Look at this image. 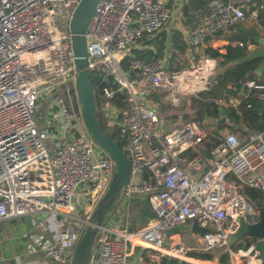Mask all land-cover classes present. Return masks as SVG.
Here are the masks:
<instances>
[{
  "label": "built area",
  "instance_id": "1",
  "mask_svg": "<svg viewBox=\"0 0 264 264\" xmlns=\"http://www.w3.org/2000/svg\"><path fill=\"white\" fill-rule=\"evenodd\" d=\"M80 1L0 0V222L29 216L37 231L32 239L56 264L73 263L117 167L90 135L78 100L70 21ZM187 2L100 0L91 21V77L99 84L108 126L124 140L131 172L113 219L124 215L125 225L105 219L90 264H130L136 248L139 264H161L168 256L193 261L187 243L167 237L172 229L187 223L192 227L195 221L206 232L198 233L193 249H228L230 260L221 264H264L256 243L238 251L230 248L239 227L261 217L240 189L249 186L264 194V130L243 137L228 132L208 158L194 155L191 150L207 137L205 127L187 121L168 129L148 97L161 93L178 104L182 95L207 88L216 63L193 58L188 69L175 70L166 58L147 62L133 54L148 49L145 42L164 31ZM200 13L202 22L187 34L191 47L202 44L206 34L248 19L235 1L211 0ZM217 102L237 107L241 99L229 96ZM136 198L148 201L155 218L131 230Z\"/></svg>",
  "mask_w": 264,
  "mask_h": 264
},
{
  "label": "trees",
  "instance_id": "2",
  "mask_svg": "<svg viewBox=\"0 0 264 264\" xmlns=\"http://www.w3.org/2000/svg\"><path fill=\"white\" fill-rule=\"evenodd\" d=\"M211 0H188V2L182 8V21L185 28L190 31L198 24L197 11L203 8ZM234 26L227 29L234 30ZM226 29H221L213 33L206 34L204 38V44H200L198 47L200 51H197L195 47L193 49L196 60L201 57L212 58L217 61V70L211 81L209 88L199 91L196 94H189L183 96L182 101L189 107L187 113H180L178 111H170L171 106L162 104V113L166 117H170L174 122H181L183 125L185 122L198 121L202 124L207 131V137L203 142L195 146L191 151L195 154H199L205 158L209 157V150L215 148L220 143L224 142L225 136L222 134L224 129H231L230 131L240 132L242 135L248 134L250 131L261 132L264 130V107L261 102H264L258 94L264 93V89H257L253 87L251 90L248 86L244 85V82L251 81L257 85L264 84V78H258L255 75L256 69L261 68L264 65V55L254 52L261 49V44H255L256 50H251L247 44L239 45H227L225 46L226 52H221L220 48H214L209 43L214 38L220 37L225 34ZM151 47L150 50L138 51L134 50L137 58L144 59L147 62L152 61L155 58L162 57L166 52V49H170V69L182 70L188 67L190 64L186 58H182L188 51L189 45L184 33L180 29H175L172 33H168L166 30L160 32L147 42ZM178 58H181L178 60ZM237 65L241 71V84L240 90L233 87H226L224 81V71ZM94 84L96 98H97V110L98 119L102 130L112 140H114L120 148L123 149L124 140L122 139L117 129L110 128L104 113L101 111L100 102L98 97L99 84L92 78ZM242 92V93H241ZM229 96H234L241 99V103L237 107H226L227 121L224 124L214 123V120L221 118L222 106L218 104V99ZM240 192L246 197V199L256 208H264V194L260 189L243 186ZM248 244L251 245L249 242ZM188 256L191 258H199L203 260H214V256L208 252L193 250L188 252ZM230 259L229 254L223 255L219 261L226 263ZM200 264H207L206 262H198ZM162 264H179V259L176 257H164ZM183 264H193L191 262L184 261Z\"/></svg>",
  "mask_w": 264,
  "mask_h": 264
},
{
  "label": "water",
  "instance_id": "3",
  "mask_svg": "<svg viewBox=\"0 0 264 264\" xmlns=\"http://www.w3.org/2000/svg\"><path fill=\"white\" fill-rule=\"evenodd\" d=\"M99 2L100 0H81L76 6L70 21L74 62L78 69L76 87L82 116L90 135L94 141L111 156L116 162L117 167L107 194L98 204L92 215L94 225H90L86 228L82 239L76 247L72 264H90L97 232L103 225L113 204L121 197L122 188L127 183L131 172V161L124 150L104 133L98 119L97 98L89 68L90 52L88 49L87 35ZM230 38L232 41L237 42L249 43L250 41V36L242 32H235ZM252 39L256 43L261 42L264 44L263 36L257 35ZM210 85L209 82L207 88H209ZM261 105L264 107V102H261ZM226 121V109L222 108L221 118L213 122L224 124ZM145 203L148 204V201L145 200ZM260 212L261 217L257 223H244L239 227L237 232L231 236L230 248H234L239 242L247 238L254 239L257 242V248L263 253L262 262H264V208L260 209ZM192 230L201 234L206 232V229L200 227L196 221L192 225ZM184 261L186 260L179 259V264H183Z\"/></svg>",
  "mask_w": 264,
  "mask_h": 264
},
{
  "label": "crops",
  "instance_id": "4",
  "mask_svg": "<svg viewBox=\"0 0 264 264\" xmlns=\"http://www.w3.org/2000/svg\"><path fill=\"white\" fill-rule=\"evenodd\" d=\"M223 1L226 3L235 1L238 5H240L242 7L243 11L248 16V19L243 23L236 24L235 27L233 28L234 29L233 31L230 29L231 27L229 29H226L224 35L217 37V38H214L213 40L210 41L209 44L214 48H220V51L224 53V52H226L225 46L235 45V44L240 45L241 42L232 41L230 37L235 32H242V33H246L250 36L249 43L242 42V45L247 44L251 50L255 51L256 50L255 44H261V49H259V51H255L254 55H252V56H255L257 54H263L264 55V44L261 42L256 43L252 39L253 37H255L257 35L264 37V0H223ZM201 9L202 8H200L197 11V15H198V19H199L198 24H200L202 22V18H201L202 16L200 15ZM181 11H180V13H177V15L179 17L181 16L180 21L178 22V25H177V29H180L184 33L185 38L187 39V34L189 31L185 28V26L183 24ZM165 30L168 33H172L175 29H170L167 27ZM252 42H255V44ZM195 47H197L196 48L197 51H200L198 46H192L191 47L189 45L187 53L182 57V58H186V60H188L189 64L191 63L190 61L193 58L195 59L194 52H193V49ZM169 51H170V49L168 47L166 49V52L162 56V58H166L168 64L170 63V58H171V54ZM201 58H207V57H201ZM179 59L181 61V58H178V60ZM210 59L216 63V70H217V61L215 59H212V58H210ZM254 73L258 78H261V79L264 78V65L261 68L256 69V71ZM241 76L242 75H241V71L239 70V66L234 65V66L227 68L224 71V81H225L226 87H228V88L233 87V90L239 88L238 90H240L242 88V84L240 81ZM247 82H249V81H247ZM245 83L246 82H244V85H245ZM245 86H247V85H245ZM262 86H264V84ZM249 88L251 90L253 87H249ZM262 89H264V87ZM258 96L264 100V93L263 92H260L258 94ZM155 103L158 107L159 104L157 102H155ZM103 115L106 117L107 122H109L107 115L106 114H103ZM108 125H109V123H108ZM131 217L133 218V222H132ZM154 218H155V213H154L153 209L150 207L149 204L145 203V200L143 198H136L133 201L132 206H131L130 221H129L131 223V225L129 227L131 230H135L137 228H140V227L146 225L147 222L151 221ZM18 219L25 220L26 222L29 223V229L30 230H28L27 233H25L26 232L25 231L23 233V235H21V240L23 241L24 246L21 249L11 250L10 251L11 253L10 252L6 253L4 251H1L0 252V264H56L55 261H53L51 258H49V256L42 249V247L39 244L35 243L34 240L32 239V235H35L37 233V231H35L32 228V222H31L32 219L29 216H23L20 218H15L12 220H6V221H2V222L14 221V220H18ZM125 220H126V217L123 215L122 217L114 220L113 223L116 226L122 227L125 225ZM191 231H193L192 227H191ZM198 233L199 232H194V234H192L189 238H184L183 236L177 234L176 229H172L168 233L167 238L169 240L170 237H173L175 239V241L182 239V241L184 243H187V245H188L189 241L195 242V244H196L198 242V238L200 235ZM11 238H13V237L11 236ZM250 243H251V245L255 244V243L257 245V242L254 239H250ZM139 253H140V248H136L133 255L130 257V264H139V259H138Z\"/></svg>",
  "mask_w": 264,
  "mask_h": 264
},
{
  "label": "rangeland",
  "instance_id": "5",
  "mask_svg": "<svg viewBox=\"0 0 264 264\" xmlns=\"http://www.w3.org/2000/svg\"><path fill=\"white\" fill-rule=\"evenodd\" d=\"M181 17V16H180ZM180 17L177 15V14H175L174 15V17H172V19L168 22V24H167V27L168 28H170V29H176L177 28V25H178V22L180 21ZM166 27V28H167ZM148 41H150V40H148ZM147 41V42H148ZM147 42H145V45L147 46V47H149L148 49H142V50H140V49H135V50H138V51H144V50H150L151 49V47L152 46H150ZM133 54L135 55V52H134V50H133ZM130 59L131 58H128V60H126V61H124L123 62V65H124V67L125 68H127V66H128V64H129V62H130ZM189 67H186L185 69H188ZM199 91H202L201 90V88H199L198 90H197V92H199ZM196 92V93H197ZM196 93H194V94H196ZM182 98H183V95L181 96V100H179V102H178V104H175V103H173L172 101H170V100H167L166 98H165V94H161V93H154V94H151V95H149V97H148V99L149 100H152V101H154V102H157L159 105H158V111H159V117H160V119H161V121L164 123V122H166L167 124H168V129H172V128H174V127H176V126H181V122H179L178 121V123L177 122H174V121H172V119L170 118V117H166V116H164V114L162 113V104H165V105H169V106H171L170 108H169V110L170 111H178L179 109H181V108H183L184 110H179L178 112H180V113H187L188 111H189V107L186 105V104H184L183 103V101H182ZM178 109V110H175V109ZM206 129V128H205ZM231 129H224L223 131H222V134L224 135V136H226V134L228 133V132H232V131H230ZM168 131V130H167ZM235 132V131H234ZM236 133L239 135V136H244V135H242L240 132H237L236 131ZM196 148V147H195ZM122 197H120L118 200H116V202L113 204V206H112V208L110 209V211L108 212V214H107V216H106V220L110 223V224H112L113 222H114V217H115V213L117 212V210L119 209V207L121 206V202H122ZM82 214H83V216H84V212H82ZM82 216V215H81ZM132 218V217H131ZM153 220V219H152ZM151 220V221H152ZM132 222H133V218H132ZM150 222V221H149ZM149 222H147V223H149ZM147 225V224H146ZM77 228L79 229L80 227L79 226H77ZM176 229V232H177V234H179V235H181V236H183L184 238H189L192 234H194V232L193 231H191V225H190V223H187V224H184V225H181V226H179V227H177V228H175ZM28 230H30L29 229V223L28 222H26L25 220H20V219H18V220H14V221H8V222H0V252L1 251H4V252H6V253H9L11 250H13V249H21V248H23V241L21 240V235H23V233L25 232V233H27V231ZM33 230V229H32ZM31 230V231H32ZM29 233V232H28ZM11 236L13 237V238H11ZM20 236V237H19ZM250 242V239L249 238H247V239H245L241 244H239V245H236L234 248H233V250L234 251H238L239 250V248H247L250 244H248ZM188 245H189V247L190 248H192V249H190V251H193V250H195V249H193L195 246H196V244H195V242H191V241H189L188 242ZM189 251V252H190ZM11 253V252H10ZM92 253H94V248H93V251H92ZM210 254H212L213 256H214V260H203V259H199V258H193V257H191L192 259H193V261H196V260H199V261H202V262H207V264H210V263H212V264H221V262L219 261V259L223 256V255H225V254H229V257H230V252H229V250L228 249H222V250H219V251H216V252H213V253H210ZM187 256H188V254H187ZM189 257V256H188ZM230 260V259H229ZM192 260H190V261H188V262H193ZM210 263H209V262ZM195 263V262H194Z\"/></svg>",
  "mask_w": 264,
  "mask_h": 264
},
{
  "label": "bare ground",
  "instance_id": "6",
  "mask_svg": "<svg viewBox=\"0 0 264 264\" xmlns=\"http://www.w3.org/2000/svg\"><path fill=\"white\" fill-rule=\"evenodd\" d=\"M204 68H205V70H206V65H204L203 66ZM203 76L206 74V72L205 71H199ZM198 263V262H197ZM207 263V262H206ZM200 264V263H199ZM210 264H212V263H210Z\"/></svg>",
  "mask_w": 264,
  "mask_h": 264
}]
</instances>
